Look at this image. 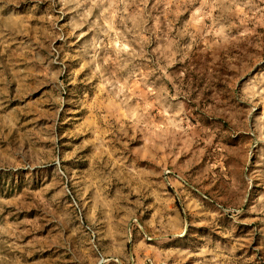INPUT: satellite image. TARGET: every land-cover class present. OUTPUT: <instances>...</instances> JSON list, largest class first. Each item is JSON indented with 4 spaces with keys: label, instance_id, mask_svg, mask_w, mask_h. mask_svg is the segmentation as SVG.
<instances>
[{
    "label": "rangeland",
    "instance_id": "374dc122",
    "mask_svg": "<svg viewBox=\"0 0 264 264\" xmlns=\"http://www.w3.org/2000/svg\"><path fill=\"white\" fill-rule=\"evenodd\" d=\"M0 264H264V0H0Z\"/></svg>",
    "mask_w": 264,
    "mask_h": 264
}]
</instances>
